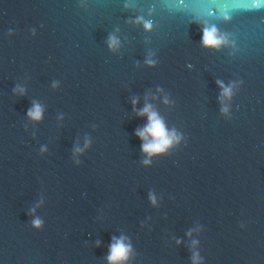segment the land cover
Here are the masks:
<instances>
[{"label": "water", "instance_id": "95a60500", "mask_svg": "<svg viewBox=\"0 0 264 264\" xmlns=\"http://www.w3.org/2000/svg\"><path fill=\"white\" fill-rule=\"evenodd\" d=\"M121 237L122 264H264V0H0V264Z\"/></svg>", "mask_w": 264, "mask_h": 264}, {"label": "clouds", "instance_id": "9594fccd", "mask_svg": "<svg viewBox=\"0 0 264 264\" xmlns=\"http://www.w3.org/2000/svg\"><path fill=\"white\" fill-rule=\"evenodd\" d=\"M150 25L145 24V29H149ZM201 45L205 48H219L225 39L217 34L216 29L205 27L201 35ZM118 41L114 37H109L108 46L113 49L117 46ZM151 64L152 61H147ZM222 88V95L225 97L230 96L231 87L224 88L222 84L217 82ZM135 104V101H133ZM42 109L38 104H33V107L28 111L27 115L32 120H39L41 118ZM147 115L148 124L142 130H138L136 135L142 141V152L149 155L158 154L164 152L172 143L174 139H179L175 137L174 134H170L164 127L163 121L157 116L155 112L150 111V106L146 105L144 109L138 113V115ZM149 137L151 138L149 140ZM145 164L148 163L147 160L144 161ZM34 227L40 226V221H33ZM131 248L130 245L124 243L123 237L119 240H114V242L109 247V254L107 256L108 264H122L123 261L128 259V255Z\"/></svg>", "mask_w": 264, "mask_h": 264}]
</instances>
